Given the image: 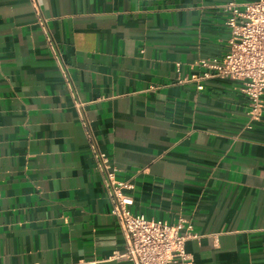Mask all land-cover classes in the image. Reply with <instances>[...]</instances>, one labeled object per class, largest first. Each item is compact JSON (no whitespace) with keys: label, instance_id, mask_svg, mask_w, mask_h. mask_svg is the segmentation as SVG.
<instances>
[{"label":"crops","instance_id":"1","mask_svg":"<svg viewBox=\"0 0 264 264\" xmlns=\"http://www.w3.org/2000/svg\"><path fill=\"white\" fill-rule=\"evenodd\" d=\"M228 1L253 0H42L50 45L0 0V264H132L93 146L131 213L191 222V264H264V108L184 81L228 50Z\"/></svg>","mask_w":264,"mask_h":264},{"label":"built area","instance_id":"2","mask_svg":"<svg viewBox=\"0 0 264 264\" xmlns=\"http://www.w3.org/2000/svg\"><path fill=\"white\" fill-rule=\"evenodd\" d=\"M30 2L39 25L52 45L41 13L42 0ZM222 10L226 15L224 23L230 29L228 50L220 58L200 59L198 65L204 71L193 73L184 81H195L198 89H202V80L211 77L240 81L241 90L249 101L248 117L252 123L260 120L264 108V0L242 4L228 1L222 5ZM61 69L67 80L66 67L62 65ZM70 89L80 105L74 89ZM93 149L99 169L105 174L104 186L111 197V214L116 216L125 239L127 249L119 257L132 264H191L184 247L188 239L197 237L191 222L180 217L176 222L168 223L131 213L128 205L132 199L122 192L131 185L117 180L113 172L107 170V158L95 146Z\"/></svg>","mask_w":264,"mask_h":264}]
</instances>
